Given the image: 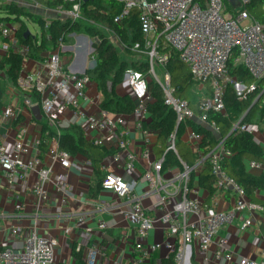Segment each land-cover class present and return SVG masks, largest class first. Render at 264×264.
Here are the masks:
<instances>
[{"label": "built area", "instance_id": "1", "mask_svg": "<svg viewBox=\"0 0 264 264\" xmlns=\"http://www.w3.org/2000/svg\"><path fill=\"white\" fill-rule=\"evenodd\" d=\"M30 1L48 16L60 21L84 20L82 14L84 0H51L63 1L53 8L44 7L39 0ZM115 1L122 4V9L114 17L116 24L122 25L133 11L139 12L143 43L136 42L130 49L146 57L148 71L142 73L139 70H127L123 84L131 87L136 99L130 117L134 119L133 130L137 132L144 146L143 150L138 153L129 150L131 130L128 128L126 115L113 114L98 106H95L94 113L87 111L85 104L89 102V105L91 99L88 89L94 81L86 71L76 72L64 66L60 56L61 52L65 51L63 39L59 40L57 47L51 50L46 60L38 62L33 71L27 70L29 48L16 38L21 23L0 20V49L7 53L12 48L24 57L21 77L17 86L12 87V93L23 98V104L29 111L38 106L42 118L51 123L55 122L54 117L61 108H70L76 117L84 121L90 132L97 134L90 140L95 146L101 147L109 135L116 138L117 152L113 160L123 174L107 173L101 186L104 191L113 193L129 206L127 211L121 209L119 211L127 222L135 225L136 241L133 248L136 255L130 264H150L153 253L159 249H165L168 254L175 253L177 264H193V260L196 261L195 252L206 254L216 238L221 248L217 256L231 261L233 254L228 251V239L218 236L220 230L235 217L241 221V230L249 229L253 226L254 214L260 209V205L252 203L245 188L225 170L224 165L233 153L221 138L220 127L209 115L226 114L225 96L230 87L234 88L241 100L259 91L257 82L264 80V25L248 11V5L252 0ZM261 7L264 8V0H261ZM91 24L104 30L109 38L114 37L122 44L108 27L94 21H91ZM48 25L49 22L46 23V27ZM6 39L9 43L5 42ZM96 40L99 41L98 37ZM166 49L176 51L179 59L189 68L191 81L196 85V92L199 95L198 115L188 100L176 95L178 89L167 69L170 54L164 52ZM91 52L93 54L94 49ZM231 64L243 68L253 82L249 84L245 79L234 75ZM156 65L163 70V80L157 75ZM91 68L93 70L96 68L94 55L91 59ZM150 81H154L162 90L164 104L176 117V129L170 136L166 153L171 152L175 155L179 170L172 172L170 178L164 176L166 155L154 161L149 147L152 131L146 127L151 121L148 107L155 102L149 88ZM263 93L259 92L258 97ZM18 111L19 108L13 105L7 106L3 109L1 119L14 122L19 117ZM191 121L209 130L217 140L213 147L202 148L204 134L190 126L186 127L184 134H189L186 141L195 156L193 165L183 161L176 148L178 129ZM234 130L236 134L253 133L248 124L237 123L231 133ZM27 133L28 129L24 126L16 129L13 153L10 154L0 128V168L10 183L26 181L29 172L41 166L42 136H37L33 143L27 144L25 143ZM34 152L38 154L33 155ZM50 152L63 169L70 170L73 158L68 151L60 148L58 137L52 140ZM140 160L146 163L145 171L140 178L148 187L143 195H138L134 191V182L126 178L127 173L135 170ZM88 164L90 165V162ZM206 168L210 169L214 180V193L210 196L207 191L208 197L204 199L200 191L206 189L201 187L199 179L198 182L196 179ZM248 168L264 170V165L258 161H249ZM51 171L42 168L39 181L32 187L39 205L48 198L46 182ZM67 180L68 173L58 177L57 186L63 194L70 196L71 190ZM146 196L159 198L153 208L155 216L150 215L148 213L150 209L143 205V197ZM221 199L231 200L232 206L229 211L217 210V200ZM206 200L212 202L208 203ZM157 221L164 230H167L168 238L163 242L150 243L148 239L151 232L156 229ZM78 226L87 236L93 233L84 217L79 218ZM107 228L103 221L98 224L101 231ZM20 233V229L13 228L10 235L16 237ZM56 246V240L43 237L36 230H32L27 235L22 249L2 247L0 241V264H56ZM76 251L84 250L77 247ZM83 254L87 264H96L95 251L88 249ZM261 255L262 259L259 262L242 258L240 264H264V249Z\"/></svg>", "mask_w": 264, "mask_h": 264}, {"label": "crops", "instance_id": "2", "mask_svg": "<svg viewBox=\"0 0 264 264\" xmlns=\"http://www.w3.org/2000/svg\"><path fill=\"white\" fill-rule=\"evenodd\" d=\"M18 6L23 7L20 2ZM51 19L55 18L51 16ZM95 41H97L96 37L91 40L90 35L87 34H69L65 42V51L60 54L64 66L76 72H91L93 70L91 68L93 56L91 51L94 49ZM50 52L51 50L47 52V55ZM5 54L6 52L0 49V58ZM38 62L40 61L29 57L27 70L33 71ZM12 87L10 86L9 88L7 104L0 111L1 133L7 151L10 154L13 153L15 131L21 126L28 129L25 137V143L27 144L33 143L37 136H43L46 130L45 126H48L51 129L50 131H55L59 134L64 131L69 132L72 126H77L85 133L86 139L89 141L91 137L97 135L95 132H90L84 121L76 117L70 108H61L54 117V123L49 122L44 117L41 119L36 118L33 112L24 106L23 98L18 94L14 95L12 93ZM196 91L194 94L198 102L199 95ZM115 92L118 97L122 99L129 98L134 105L136 104V99L129 85L122 82L117 85ZM88 95L91 98L90 104L88 105L89 102L85 104V108H87L88 112L94 113L96 111L95 106L101 107L103 101L102 94L98 91V86L95 82L89 87ZM60 103H62L61 100ZM10 105L17 107V109L19 108V117L14 122H7L1 119L3 109ZM119 108L122 109L121 106ZM110 112L123 114L128 117L127 125L131 130L129 150L133 153L143 150L144 146L139 140L137 132L133 130L134 119L130 117L131 112H127V110ZM258 124L257 127L250 126L253 130L252 134H254V131L264 129V123L261 122V119ZM158 138V133L152 131L149 147L152 150V160L154 161L162 158V156H158L157 148L155 147ZM254 139L264 150V136L258 135ZM50 150L51 145L48 151L45 152H43L41 147V166L29 172L26 181L18 184L10 183L5 172L0 168V241L2 242V247L9 246L22 249L29 232L36 230L41 236L57 241V246L55 247L56 264H74L73 253L77 247H81L84 251L88 249L95 251L96 264H130L136 255L133 248L136 241L135 225L127 222L119 211L120 209L127 211L129 206L113 193L104 191L101 186L107 173L123 174L113 160V156L117 152L116 138L112 135L106 137V141L98 149L104 155L102 157L103 160L96 164L81 152L70 153L73 158V165L70 170L63 169L60 163L52 157ZM37 154L38 152H34L33 155ZM99 158H101V155H98L96 160H99ZM88 162H90V165ZM248 162H246L248 172L257 176L264 174V170L249 169ZM186 163L188 164V162ZM42 168L51 169L52 171L46 182L48 198L46 202L39 205L37 197L32 192V187L39 181ZM145 168L146 163L140 160L136 164L135 170L126 175L129 181L134 182V191L138 195H143L148 190L147 184L140 179ZM178 170V163L175 162L173 157L169 156L164 164V176L170 178L171 173ZM67 173V184L71 190L70 196L63 194L58 190L57 186V178ZM207 194V190L201 189L200 195L204 199L208 197ZM258 198L261 205L259 206L260 209L254 214L252 227L247 230H241V221L238 217H235L224 225L218 234L219 237L228 239V251L233 254L232 260L229 261L225 257L217 256V252L221 248L216 238L206 254H202L199 251L195 252L198 264H240L242 258L261 261V252L264 249V189L258 192ZM158 201L159 198L157 196L143 197V205L145 208L150 209L148 210L150 215H156L153 208ZM206 202L211 203L212 200H206ZM231 206V200L229 199L217 200V210L219 211H229ZM81 217H84L88 227L93 229V233L90 236H87L85 231L78 226V220ZM101 221L107 224V230L101 231L98 229V224ZM13 228L21 230V233L16 237L10 235ZM155 228L151 232L148 242H163L168 238L167 230H164L160 222H156ZM168 255L165 249L156 250L151 257L150 264H158L160 260L167 258Z\"/></svg>", "mask_w": 264, "mask_h": 264}, {"label": "trees", "instance_id": "3", "mask_svg": "<svg viewBox=\"0 0 264 264\" xmlns=\"http://www.w3.org/2000/svg\"><path fill=\"white\" fill-rule=\"evenodd\" d=\"M44 7L53 8L63 1L39 0ZM67 6H70L67 4ZM122 9V4L115 0H93L85 3L82 1L83 21H60L59 19L45 20L24 7L18 6L17 3H8L0 6V13L5 14L3 21H17L21 23V27L16 32L18 41L29 48V57L33 60L44 61L48 58L47 52L57 47L60 39L64 43L67 41V36L71 33L87 34L93 37H98L99 41L94 43L93 55L96 58V68L89 72L94 82L98 86V91L102 94L103 101L101 107L109 111H123L131 112L134 103L129 98L122 99L118 97L115 90L117 85L121 84L127 70H139L142 73L148 71V62L140 61L129 66L121 56V49L124 53L136 54L130 47L136 42L143 43V37L140 31L139 12L133 11L131 16L123 21L122 25L114 23V17ZM249 13L261 24L264 25V8L261 7V0H252L248 5ZM25 20L38 25L40 27V34L36 37L30 35L25 38V33L28 27ZM91 21L97 22L108 27L121 40L122 44L116 46L113 41L107 36L104 30L100 29ZM49 25L46 27V23ZM6 43L9 41L6 39ZM124 47H123V46ZM52 48V49H51ZM170 54V60L167 69L172 75V81L178 89L177 96L189 101L190 106L198 115L200 113L198 102L195 98L196 85L192 83L189 68L179 59L176 51L166 49ZM146 58V57H145ZM24 57L10 49L3 57L0 58V111L7 104L9 100L10 86H17L21 77ZM130 68H129V67ZM232 73L240 78L245 79L247 83H252L253 79L248 76L246 71L239 67L230 65ZM259 91L256 94L249 95L246 99L241 100L237 97L234 88L230 87L225 96L226 114L211 113L210 119L216 121L220 127L221 138L225 140V145L232 151L233 156L228 160L224 168L228 174L235 178L246 190L250 201L254 204L261 205L258 198V192L264 189V174L259 176L247 171L246 162L258 161L264 165V150L255 141L254 136L250 132L231 133L234 125L239 123L243 116L248 112L242 124H247L255 116L264 119V93L261 100L256 105H253L258 97L259 92H264V80L257 82ZM149 88L154 95V101L149 104V113L151 121L146 124L150 131L158 133V142L155 145L158 156L166 155V160L169 156L178 159L171 152L166 153L170 136L176 129V117L174 112L164 104L163 92L159 86L154 82H149ZM122 107V109L119 108ZM252 108V109H251ZM204 134V141L202 148L206 146L213 147L217 140L216 136L207 129L199 127L194 121L188 125H182L177 131L176 148L180 158L193 165L195 156L191 153L189 146L184 138L186 127ZM45 132L42 136V150L48 151L53 137H58L60 148L69 153L81 152L86 157L92 159L94 163L103 160V153L98 151L99 146H95L93 142L86 139L85 133L77 126H72L69 132L64 131L58 135L55 131H50L48 126H45ZM48 129V131H47ZM50 131V132H49ZM74 132V133H73ZM98 151V153H97ZM96 152V153H94ZM101 155L99 160L96 157ZM199 175V185L205 188L210 196L214 193L213 177L210 169L206 168ZM175 253H170L167 258L158 262V264H177L175 261ZM74 264H87L84 259L83 252L73 253ZM193 264H198L193 260Z\"/></svg>", "mask_w": 264, "mask_h": 264}, {"label": "rangeland", "instance_id": "4", "mask_svg": "<svg viewBox=\"0 0 264 264\" xmlns=\"http://www.w3.org/2000/svg\"><path fill=\"white\" fill-rule=\"evenodd\" d=\"M19 2H20V5L23 6L24 8H26L28 11H30V12H32L34 14H37L38 16H41L43 18H46V17L47 18H51V16L50 15L48 16L43 10L35 7V5L30 0H20V1L19 0H0V6H3L4 4H8V3H17V4H19ZM4 17H5V14L3 15V14L0 13V18H4ZM12 22L16 23L15 21H12ZM25 24L28 27L29 31L31 32L32 36H36V35H38L40 33V27L39 26L34 25L29 20H25ZM90 39L93 40V36L92 35H90ZM110 39H111V41L114 42V44L116 46L119 45V43L117 42L116 38L112 37ZM118 47H120V46H118ZM120 51H121L122 58L125 61L128 62L129 66L134 64V63H136V62L146 61L145 56L141 55V54L139 55V53H136V54L132 55L131 53H124V51L122 49ZM156 72H157V75L163 80V77H164L163 76V70L158 65H156ZM124 79H125V76H124ZM6 101H8V100L6 99ZM259 121H260V117L259 116H255L247 124H248V126H256L257 127L259 125L258 124ZM261 122L264 123V119L263 120L261 119ZM253 135H254V137H257L258 135L263 137L264 136V129L263 130L259 129L257 131H254ZM188 136H189L188 133L184 134V140H188ZM198 179H199V175H197V179H196L197 182H198Z\"/></svg>", "mask_w": 264, "mask_h": 264}, {"label": "water", "instance_id": "5", "mask_svg": "<svg viewBox=\"0 0 264 264\" xmlns=\"http://www.w3.org/2000/svg\"><path fill=\"white\" fill-rule=\"evenodd\" d=\"M92 1H93V0H84L85 3H89V2H92ZM30 35H31V32H30L29 30H27L26 33H25V38H28ZM261 98H262V95L259 96V97L256 99V101L253 103L252 107H253L254 105H256L257 103H259V101L261 100ZM251 109H252V108H251ZM32 111H33V114L35 115L36 118H38V119H41V118H42L41 110H40V108H39L38 106L34 107V108L32 109ZM248 112H249V111H248ZM248 112H246V114L243 116V118H242L241 121L239 122V125H241V124L244 122L245 118H246L247 115H248ZM234 132H235V130H234L232 133H234Z\"/></svg>", "mask_w": 264, "mask_h": 264}]
</instances>
